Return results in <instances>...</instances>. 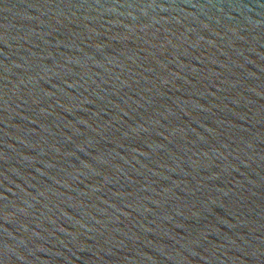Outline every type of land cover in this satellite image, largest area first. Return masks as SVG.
Returning a JSON list of instances; mask_svg holds the SVG:
<instances>
[{
  "label": "water",
  "instance_id": "obj_1",
  "mask_svg": "<svg viewBox=\"0 0 264 264\" xmlns=\"http://www.w3.org/2000/svg\"><path fill=\"white\" fill-rule=\"evenodd\" d=\"M0 264H264V0H0Z\"/></svg>",
  "mask_w": 264,
  "mask_h": 264
}]
</instances>
